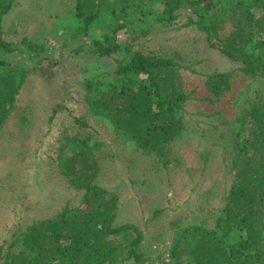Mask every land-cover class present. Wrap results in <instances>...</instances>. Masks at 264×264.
<instances>
[{
    "label": "trees",
    "instance_id": "obj_1",
    "mask_svg": "<svg viewBox=\"0 0 264 264\" xmlns=\"http://www.w3.org/2000/svg\"><path fill=\"white\" fill-rule=\"evenodd\" d=\"M129 1V14H141L142 24L150 25L153 20L157 30L171 26L181 11H192L195 18L189 17L188 25L197 26L211 49L239 65L229 72L208 75L204 86L210 97L203 101L216 104L227 96L239 74L259 83L253 97L248 98L249 85L234 98L241 111L232 122L230 170L234 180L214 228L183 225L175 220L171 225L172 245L166 248L171 257L167 264H264V0H164L162 10L153 17L144 16L143 0ZM13 3L0 0L2 55L15 51L13 44L2 39L3 18ZM76 9V17L83 22L76 34H88L106 14L123 22L119 30L94 42V54L118 57L113 70L84 82L91 117L123 138L131 149L153 156L168 168L173 147L186 129L187 105L194 100L195 91L186 89L182 71L189 67L166 56L146 55L118 41L119 31L133 25L135 19L118 9L115 2L76 0ZM148 28L141 26L143 35L151 32ZM23 44L32 53L39 54L43 49L27 38ZM7 68L0 73V131L30 73L18 66ZM58 111L55 109L54 114ZM100 146L90 133L78 132L66 139L59 161L70 185L84 191L81 204L76 208L66 206L55 217L15 234L6 248L0 247L2 264H144L163 257V253H154L153 246L149 253L144 249V232L137 225L114 226L119 197L95 182L99 169L93 151Z\"/></svg>",
    "mask_w": 264,
    "mask_h": 264
},
{
    "label": "rangeland",
    "instance_id": "obj_2",
    "mask_svg": "<svg viewBox=\"0 0 264 264\" xmlns=\"http://www.w3.org/2000/svg\"><path fill=\"white\" fill-rule=\"evenodd\" d=\"M111 1L135 19L133 25L119 31L118 41L146 55L166 56L189 67L182 71L186 89L195 95L187 105L186 129L173 147L172 162L165 168L153 156L131 149L88 111L85 80L113 70L118 57L94 54V42L119 30L123 22L106 14L88 34H76L83 26L76 17V0H14L12 10L3 18L2 39L13 44L15 51L0 54V73L9 65L30 73L0 131V247L6 248L15 234L55 217L66 206L81 204L84 191L70 185L59 161L61 146L78 132L90 133L101 144L93 151L99 169L95 182L119 197L114 226L137 225L144 232L143 247L148 253L155 244L170 248L175 220L183 225L215 226L234 180L230 170L232 122L241 113L234 98L249 85L247 95L253 97L259 83L239 74L231 93L216 104L203 101L210 97L204 86L206 77L239 65L211 49L197 26L188 25L189 17L195 18L192 11H181L171 26L157 30L153 20L150 25L142 24L141 14H129V0ZM143 3L144 16L153 17L162 10L164 0ZM141 26L151 32L143 35ZM25 38L43 46L42 51H27ZM55 109H59L56 114Z\"/></svg>",
    "mask_w": 264,
    "mask_h": 264
},
{
    "label": "built area",
    "instance_id": "obj_3",
    "mask_svg": "<svg viewBox=\"0 0 264 264\" xmlns=\"http://www.w3.org/2000/svg\"><path fill=\"white\" fill-rule=\"evenodd\" d=\"M153 251L155 254H160L163 253L162 258H155V259H150L147 260L144 264H167L170 262V254L167 252V249L164 248V246L160 244H155L153 245Z\"/></svg>",
    "mask_w": 264,
    "mask_h": 264
}]
</instances>
